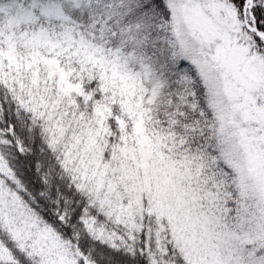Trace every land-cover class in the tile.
I'll use <instances>...</instances> for the list:
<instances>
[{
    "label": "snow or ice",
    "instance_id": "6c2138e0",
    "mask_svg": "<svg viewBox=\"0 0 264 264\" xmlns=\"http://www.w3.org/2000/svg\"><path fill=\"white\" fill-rule=\"evenodd\" d=\"M0 264H264V0H0Z\"/></svg>",
    "mask_w": 264,
    "mask_h": 264
}]
</instances>
